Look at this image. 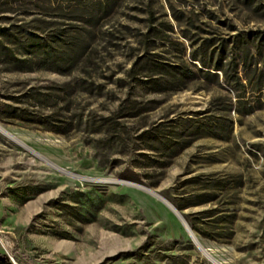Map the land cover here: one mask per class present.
Segmentation results:
<instances>
[{"label": "rangeland", "instance_id": "1", "mask_svg": "<svg viewBox=\"0 0 264 264\" xmlns=\"http://www.w3.org/2000/svg\"><path fill=\"white\" fill-rule=\"evenodd\" d=\"M103 2L9 0L0 14V29L72 54L0 64L15 139L0 133V264H264V0H109L95 16ZM205 38L234 57L232 80L190 43ZM146 60L186 65L184 88Z\"/></svg>", "mask_w": 264, "mask_h": 264}, {"label": "trees", "instance_id": "2", "mask_svg": "<svg viewBox=\"0 0 264 264\" xmlns=\"http://www.w3.org/2000/svg\"><path fill=\"white\" fill-rule=\"evenodd\" d=\"M103 2L102 5L99 3L96 9H93L92 13L97 16V12L102 9H106L109 7V0H99V2ZM9 2V0H0V14L8 12V9L4 8V5H6ZM2 22H5L6 19H8L6 16L1 15ZM152 29H150L151 31ZM155 32H159V30H155ZM184 37H188L186 34H182ZM14 44L13 47L9 46L8 44ZM190 43H194L192 45H196L197 50H203L202 56L204 55L205 51L208 50V58L212 59V65L211 68L214 71H218L222 73L225 80L227 81L232 80V77H236L235 75V68L236 63L234 62V57H230L225 64H223L224 60V47L223 43L220 42L219 46L220 48H214V42L210 39H202L201 43H198V40L195 42L192 41ZM198 43V44H197ZM211 48V49H210ZM30 49V50H29ZM197 50H192L190 52V59L199 61L202 65H205V62H203V57L196 56L194 53H196ZM37 51H41L43 53V57L45 59H48L50 61H56L60 60L62 58L69 59L72 54L69 52V50H63L61 46L58 45V48L53 47L51 44L47 42H42L40 38L35 36L34 38L30 36L23 35L22 30H19V28H9L6 29V27H2L0 29V64L3 66L1 69H4L5 71H13V70H22L25 68H29L30 66H26L29 59L27 55H30L31 53L35 54ZM66 51V52H65ZM75 52V50L73 51ZM214 57V59H213ZM144 65H148L145 70H154L156 69L158 73H160V76L164 79L160 82H156L157 84H167L172 88L175 89H182L184 88V83L186 79L189 77V70L186 65L184 64H169L166 65L164 63H157L156 60H146ZM135 64L133 63L132 67H130L129 72L135 73ZM28 65V64H27ZM143 69V67H141ZM216 77V73H213ZM13 115L18 118L22 119L23 114L25 113L24 109L20 108H13ZM54 112H50L49 114L45 115L44 119L48 121V119H51L52 114ZM52 131L58 132V130L52 129ZM176 208L179 209V207L176 206Z\"/></svg>", "mask_w": 264, "mask_h": 264}, {"label": "bare ground", "instance_id": "3", "mask_svg": "<svg viewBox=\"0 0 264 264\" xmlns=\"http://www.w3.org/2000/svg\"><path fill=\"white\" fill-rule=\"evenodd\" d=\"M0 133H2L3 135H5L6 137H8V138H10V139H12V140H15L14 138H12L7 132H5L1 127H0ZM26 148V147H25ZM27 149V148H26ZM29 151V150H28ZM31 153H33L32 151H30ZM34 154V153H33ZM150 191V190H149ZM148 191V192H149ZM155 197H158V200L159 201H161L162 203H164L167 207H169V209H171V211L173 212L174 210H173V206L170 204V203H168L165 199H163L160 195H158L157 193H154V192H152V191H150ZM174 213V212H173ZM176 215V214H175ZM177 217V216H176ZM179 219V218H178ZM195 245H197L198 247H201V245L199 244V242H198V240L196 239L195 240ZM201 251H203V255H205L206 257H208L209 259H211L212 257L209 255V253L207 252V250H202L201 249ZM213 259V258H212ZM211 259V260H212ZM214 260V259H213ZM212 260V261H213ZM215 264H220V263H218L217 261H213Z\"/></svg>", "mask_w": 264, "mask_h": 264}, {"label": "water", "instance_id": "4", "mask_svg": "<svg viewBox=\"0 0 264 264\" xmlns=\"http://www.w3.org/2000/svg\"><path fill=\"white\" fill-rule=\"evenodd\" d=\"M10 134V133H9ZM12 135V134H11ZM13 136V135H12ZM14 137V136H13ZM18 140V139H17ZM19 142H21L20 140H18ZM22 143V142H21ZM24 144V143H22ZM25 145V144H24ZM26 146V145H25ZM28 147V146H26ZM30 148V147H28ZM173 206V205H172ZM173 212L174 214H176L177 218H179V221H180V224L182 225L183 229L185 230L186 234L188 235V237L190 238V240L192 241V243L195 245V240H196V237L195 235L193 234L192 230L190 229V227L186 224V222L184 221V219L182 218V216L180 215V213L178 212V210L173 206ZM196 248L203 254V251H205V249L201 246V247H198L197 245H195Z\"/></svg>", "mask_w": 264, "mask_h": 264}]
</instances>
